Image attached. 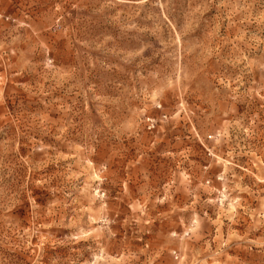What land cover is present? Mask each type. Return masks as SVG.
<instances>
[{
    "label": "rangeland",
    "instance_id": "1",
    "mask_svg": "<svg viewBox=\"0 0 264 264\" xmlns=\"http://www.w3.org/2000/svg\"><path fill=\"white\" fill-rule=\"evenodd\" d=\"M0 264H264V0H0Z\"/></svg>",
    "mask_w": 264,
    "mask_h": 264
}]
</instances>
